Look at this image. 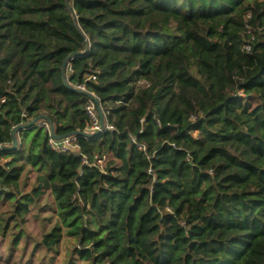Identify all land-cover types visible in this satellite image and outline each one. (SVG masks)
I'll list each match as a JSON object with an SVG mask.
<instances>
[{"label": "trees", "instance_id": "obj_1", "mask_svg": "<svg viewBox=\"0 0 264 264\" xmlns=\"http://www.w3.org/2000/svg\"><path fill=\"white\" fill-rule=\"evenodd\" d=\"M66 2L0 0V146L41 115L84 132L71 54L115 131L76 156L37 125L0 151V261L50 264L66 231V264H264V0ZM47 194L57 223L30 243Z\"/></svg>", "mask_w": 264, "mask_h": 264}, {"label": "rangeland", "instance_id": "obj_2", "mask_svg": "<svg viewBox=\"0 0 264 264\" xmlns=\"http://www.w3.org/2000/svg\"><path fill=\"white\" fill-rule=\"evenodd\" d=\"M28 178V179H27ZM27 179V187L25 188V191L30 190L33 185L35 184V179H36V172L34 170H32L27 177L24 178V180ZM42 204H50L51 206L49 207H45L42 211H39L36 208L32 209V213L28 218V222H27V230L28 232L31 234V237L33 239H31L30 243L34 242H38L40 241L43 236L45 235V233H47L56 223H57V218L55 215V211H54V199L52 196H50L49 194L46 195V197H44L42 199ZM10 205L6 204V205H0V213H4L9 209ZM8 244L6 243V245L3 244L1 249H7ZM75 248V240L68 237L67 233L65 231V237L64 240L58 250L57 253H51L50 257L52 258L50 261V264H66L68 262V260L70 259V254L72 253L73 249ZM31 249H29L28 253L26 252L25 257L26 259L23 260V264H26V262L29 260L30 257V252ZM40 253H38L36 255V260H35V264H39L38 262H40V258L44 255L43 251H39ZM6 255L4 254L2 257V261H0V264H19L20 262L17 261L16 259L11 260L6 262L4 260V257ZM4 260V261H3ZM20 263V264H22ZM48 264H49V260H48ZM77 264H85L81 261H78Z\"/></svg>", "mask_w": 264, "mask_h": 264}, {"label": "built area", "instance_id": "obj_3", "mask_svg": "<svg viewBox=\"0 0 264 264\" xmlns=\"http://www.w3.org/2000/svg\"><path fill=\"white\" fill-rule=\"evenodd\" d=\"M247 49H250V48H247ZM70 70L72 71V69ZM89 79L95 80L96 77L92 76ZM73 87L79 91L86 92L91 95V96L86 97L87 98L86 112L89 117V123L83 132L84 136L89 137V136H93L97 134L115 131L114 125H112L111 123L107 121L105 113H103L104 124L102 125L101 118H100V112H99V107L101 108V104L99 105L95 100V99H98L97 96L93 92L89 91L85 84H78ZM38 125L39 127L44 128L48 132L49 145L54 151L59 152V153L71 152L75 154L76 156H81L78 145H77V136H70L63 140H55L51 136L49 122H47L46 120H41L38 123ZM132 142H135L133 138H132ZM140 149H143V147L140 146ZM98 163L102 164L103 160H98ZM149 172H151V170Z\"/></svg>", "mask_w": 264, "mask_h": 264}, {"label": "water", "instance_id": "obj_4", "mask_svg": "<svg viewBox=\"0 0 264 264\" xmlns=\"http://www.w3.org/2000/svg\"><path fill=\"white\" fill-rule=\"evenodd\" d=\"M66 5H67L68 8H70L68 0L66 2ZM75 55L76 54H71L64 61V64H63V67H62V72H63V79H64V82H65V85H66L67 88L75 90L77 92H80V93L84 94L85 96H91L89 93L82 92V91H79V90L75 89L71 84H69L66 81V67H67V63ZM95 100L100 105V101L98 99H95ZM99 112H100L101 123L103 125L104 124V115H103V112L101 111L100 107H99ZM41 120H46L47 122H49V124H50V133H51L52 138H54L55 140H63V139H65L67 137H70V136L84 135L83 132H71V133H68V134H66L64 136H56L55 135V129H54V126H53L50 118L48 116H46V115H41V116H38V117H36V118L26 122V123H23V124H21L19 126H16L12 130V133H11L12 139H13L12 145L0 146V151H15V150H17L18 146H19V140H18L17 134L20 133L21 131L28 130L30 128L36 127Z\"/></svg>", "mask_w": 264, "mask_h": 264}, {"label": "crops", "instance_id": "obj_5", "mask_svg": "<svg viewBox=\"0 0 264 264\" xmlns=\"http://www.w3.org/2000/svg\"><path fill=\"white\" fill-rule=\"evenodd\" d=\"M10 161H11V159H9V160H2L1 163L2 164H5V163L10 162Z\"/></svg>", "mask_w": 264, "mask_h": 264}]
</instances>
